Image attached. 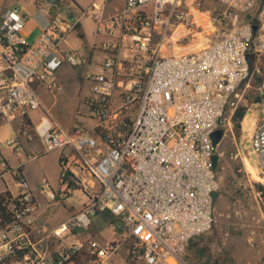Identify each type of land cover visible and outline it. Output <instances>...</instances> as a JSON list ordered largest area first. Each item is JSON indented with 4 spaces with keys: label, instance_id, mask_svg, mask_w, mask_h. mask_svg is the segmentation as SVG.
Listing matches in <instances>:
<instances>
[{
    "label": "built area",
    "instance_id": "obj_1",
    "mask_svg": "<svg viewBox=\"0 0 264 264\" xmlns=\"http://www.w3.org/2000/svg\"><path fill=\"white\" fill-rule=\"evenodd\" d=\"M114 1L83 10L107 36L92 46L102 51L101 69L86 76L98 132L63 127L45 107L36 123L25 121L44 106L33 83L53 91L63 64L88 63L84 50L63 47L74 24L55 16L27 41L28 15L17 7L0 14V119L20 118V132L39 140L30 159L69 149L57 191L45 178L36 191L19 167L11 170L17 190L6 198L13 218L0 226V264H187V242L214 225L212 133L231 124L250 57L264 53V6L254 22L236 23L233 12L249 13L257 0H214L225 7L218 13L205 0H122L107 12ZM7 145L19 152L22 141ZM252 146L264 172L263 122ZM75 190L84 196L78 210L53 228L35 225L37 193L58 201ZM99 216L112 223L113 239L73 238Z\"/></svg>",
    "mask_w": 264,
    "mask_h": 264
},
{
    "label": "rangeland",
    "instance_id": "obj_2",
    "mask_svg": "<svg viewBox=\"0 0 264 264\" xmlns=\"http://www.w3.org/2000/svg\"><path fill=\"white\" fill-rule=\"evenodd\" d=\"M6 6L21 7L22 0H2ZM80 6L89 0H75ZM264 6V0H257L256 6L249 13L233 12L236 23L254 22L256 13ZM56 11L65 17L68 12L79 15L78 7L72 0H60L55 5ZM204 8L210 13L224 10V5L214 1L205 0ZM84 37L76 39L70 36L69 43L82 49L84 45L91 44L94 40L97 25L94 21L83 17L80 20ZM23 35L27 41L36 38L37 30L29 24L24 27ZM101 33V32H100ZM195 42V39L188 43ZM260 66V71H256ZM251 77L257 78L264 74V53H253L250 57ZM96 66L83 69L82 76L96 73ZM250 77V78H251ZM37 92L40 93V90ZM255 93L249 89L244 91L238 108H244V115L239 127H235L234 114L231 124L224 129L220 142L216 145L215 154L218 155L215 176L218 181L217 196L214 201L215 221L212 228L191 238L182 252V258L187 264H264V172L259 166L257 155L252 146V136L259 122L264 123V87L261 101L255 102ZM53 95L42 92V101L45 106L36 112H31L27 119L35 123V119L43 115L49 108L53 117L62 124L71 120L73 108L69 106L66 92ZM45 107V108H44ZM236 111V110H235ZM86 121L85 124H89ZM79 125V122H75ZM19 134L15 124L3 121L0 125V170L5 162L11 166L19 159L26 158L23 147L17 154L12 147L7 145V140L16 138ZM41 147L37 143L25 144V149L32 151ZM68 148L55 149L42 153L39 157L24 166V175L36 191L40 189L42 178H45L55 191L59 188V158L61 154H68ZM14 179L7 173L0 178V191L8 188L15 189ZM37 201L41 206L37 209L35 225L39 228L50 229L67 219L83 203L84 196L79 190L62 200H47L43 194L37 193ZM115 236L112 223L99 216L86 230H77L74 239L92 237L101 242H107Z\"/></svg>",
    "mask_w": 264,
    "mask_h": 264
},
{
    "label": "crops",
    "instance_id": "obj_3",
    "mask_svg": "<svg viewBox=\"0 0 264 264\" xmlns=\"http://www.w3.org/2000/svg\"><path fill=\"white\" fill-rule=\"evenodd\" d=\"M59 1L60 0H58V2ZM72 1H73V3H75L77 5L78 10H79V15L77 16L73 12H68L67 15L65 16L72 24H74V28L69 32L68 38H67L66 42L63 44V47L66 49H77L69 43L70 36L75 35L76 39H81L84 37V33H83V30L81 29V25H80L81 18L86 17V18L90 19L91 21H93L89 16L83 14V10H85V8L89 5L91 0H89L87 2V4L84 6L78 5L75 0H72ZM56 4H49L47 2V0H22L21 7H17V8H20L22 11H24L28 15V20H27L26 26L29 24L33 29H36L37 33L35 36L37 37L41 33L43 27L50 21V19H52L55 16H61V14H59L56 11V8H55ZM121 5H123L122 0L114 1V2L106 5V11L107 12L111 11L114 7H120ZM6 7H16V6H6L4 1L2 2V0H0V14ZM70 16H72V18ZM61 17H63V16H61ZM106 39H107V36H105L102 33H98L97 29H96L93 42L91 44L84 45L82 48V50H84L88 56V63L81 65V66H77V67H73V66H70L68 64H63L54 73V83L57 85V88L54 89L53 91H50L41 83H38V82L33 83V87L36 90V92H37V90L38 91L40 90V93L39 92H37V93L40 96L41 100H43V98L41 96V91L42 92H44V91L49 92L55 96L58 95L57 93L60 94L62 92H66L65 96L67 97V100L69 99L68 104L74 110H73V113L71 116L72 117L71 120L69 122H67L66 124H62L55 117H53L56 120V122L58 124H60L61 126L70 128L72 126H76L75 122L78 121L79 126L90 129L92 132L93 131L98 132V129L95 128V125L97 123V119L93 115V113L91 112L90 104H89V101L92 97L90 81L87 78H86L87 81L85 80L84 76H82L81 71L83 69L91 68L93 66L97 67L96 72H98L101 69L102 51L99 50L97 47L93 49L92 46L94 44L98 45L100 42L105 41ZM256 71L257 72L260 71V66H257ZM263 78H264V74L257 76V78H255V79L252 76L249 79V86L245 89V90L249 89V90L253 91L254 93H255V91H257V93L255 94V97H254L255 102L261 101V98H262L261 93H262L263 88L261 87V81ZM42 102H44V101H42ZM36 111L37 110H34L32 112H36ZM29 114H28V116H29ZM40 116H38L34 120L35 123L38 121ZM3 121H5V120L0 119V125L3 123ZM27 121H29V123H30L31 119L28 118ZM86 121H89L90 123L87 125V124H85ZM9 122H13L15 124V127L17 128V130L19 132V134L17 136L22 141V147L26 153V158L22 161H20V159H19L12 166L8 162H5L4 165L6 166V172H4L3 176L0 177L1 179H3V177L7 173H9L11 175V177L13 178V174L11 173V170L16 168V167H19L21 169L23 175H24L25 164L34 160V159H30L29 156L33 152L41 150V147H40V149L38 147L37 149H33L32 151H29V153H28V150L25 149V144L37 143L38 145H41V143L37 139H28L25 136V134L20 132V127L23 123L20 118H17L15 120H12ZM16 153L19 154L20 152H16ZM61 155H60V157H61ZM59 164H60V158H59ZM4 165L1 168L0 172L4 171ZM60 168H61V166H60ZM14 185H15V183H14ZM31 187H32V189L35 190V188L33 186H31ZM6 189L9 190L10 192H16L17 186H15V189L8 188V187H6ZM0 192H2V191H0ZM82 201H84V199ZM81 204H82V202H80V204L78 205L76 210H78L81 207ZM136 264H145V263L142 260H139L136 262Z\"/></svg>",
    "mask_w": 264,
    "mask_h": 264
},
{
    "label": "trees",
    "instance_id": "obj_4",
    "mask_svg": "<svg viewBox=\"0 0 264 264\" xmlns=\"http://www.w3.org/2000/svg\"><path fill=\"white\" fill-rule=\"evenodd\" d=\"M244 115V108H238L234 112V120H235V127H239L240 120ZM18 171H21L18 168ZM14 177V175H13ZM10 195V191L5 189L4 191L0 192V226L10 222L13 218V214L6 206V198Z\"/></svg>",
    "mask_w": 264,
    "mask_h": 264
},
{
    "label": "water",
    "instance_id": "obj_5",
    "mask_svg": "<svg viewBox=\"0 0 264 264\" xmlns=\"http://www.w3.org/2000/svg\"><path fill=\"white\" fill-rule=\"evenodd\" d=\"M47 2H48L49 4H56V3L58 2V0H47ZM70 17L72 18V16H70ZM254 29H255V26H254ZM257 101H258V100H257ZM223 134H224V130L221 129V128H218V129H216L215 131H213V133H212V141H213V144H214L215 146L220 142V140H221ZM217 159H218V155H217V154H213V155L211 156V161H212V167H213V168L216 167ZM216 196H217V192H213V193H212V197H213L214 200L216 199Z\"/></svg>",
    "mask_w": 264,
    "mask_h": 264
}]
</instances>
